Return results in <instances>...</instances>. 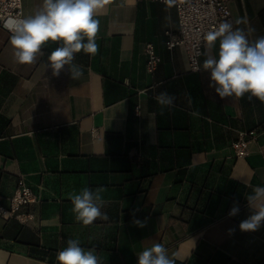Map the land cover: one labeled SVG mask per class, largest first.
I'll use <instances>...</instances> for the list:
<instances>
[{"label":"crops","instance_id":"obj_1","mask_svg":"<svg viewBox=\"0 0 264 264\" xmlns=\"http://www.w3.org/2000/svg\"><path fill=\"white\" fill-rule=\"evenodd\" d=\"M42 4L22 0L23 17ZM229 7L233 28H254L250 41L264 36V0ZM95 18L99 51L74 54L83 68L77 80L67 66L59 76L45 68L58 43L45 45L34 64H19L12 33L0 26V202L20 177L37 196L24 209L31 220L0 218V264H58L69 239L95 248L102 264H138L153 243L175 264H264V223L256 232L239 229L251 214L246 196L264 187V102L250 94L222 99L209 88L203 61L206 51L217 56L219 41L211 50L203 44L198 72L182 46L166 48V32H178L174 5L107 0ZM147 43L161 59L153 74ZM165 91L175 101L161 114L155 97ZM246 130L256 137L248 155L236 157L232 142ZM84 187L105 189L108 220L76 219L69 194ZM234 203L239 213L230 217ZM137 209L144 228L132 223Z\"/></svg>","mask_w":264,"mask_h":264},{"label":"clouds","instance_id":"obj_2","mask_svg":"<svg viewBox=\"0 0 264 264\" xmlns=\"http://www.w3.org/2000/svg\"><path fill=\"white\" fill-rule=\"evenodd\" d=\"M107 0H43L41 8L28 17L9 16L4 27L12 33L10 45L14 49V58L19 64H34L38 56L43 55V47L49 42L58 43L55 50L48 55L45 68L52 70L53 76H59L67 66L73 80L83 76V68L73 63L74 54L96 55L99 45L96 42L100 30V21L96 19L98 9ZM169 7L176 0H164ZM235 23L247 24L244 18H237ZM255 31L249 26L233 28L232 23L222 22L218 27L204 35L207 50H211L219 41L217 56L205 53L203 69L209 72V88L220 98H257L264 102V36L249 40ZM163 108L172 107L175 97L161 92L155 97ZM189 103L191 101L189 100ZM190 115L198 117L199 112ZM104 188H82L79 193H70L76 219L84 225H91L97 219L108 220L107 213L102 212ZM251 214L239 224L241 232H256L264 223V187L256 186L246 196ZM133 211L132 223L144 228L147 218L136 219ZM239 213L238 203L229 212V216ZM234 229H229L232 233ZM138 264H175L167 248L161 243H153L137 254ZM58 264H102L95 248H84L78 239H69L67 246L56 256Z\"/></svg>","mask_w":264,"mask_h":264},{"label":"built area","instance_id":"obj_3","mask_svg":"<svg viewBox=\"0 0 264 264\" xmlns=\"http://www.w3.org/2000/svg\"><path fill=\"white\" fill-rule=\"evenodd\" d=\"M229 2L230 0H176L174 6L178 16V32L174 35L166 32L165 46L167 49L182 46L186 53L190 71L198 72L201 69L200 57L205 43L204 35L218 27L222 22H230L234 27ZM9 16L23 17L22 0H0L1 27L5 28L4 22ZM5 29L9 31L7 28ZM143 51L146 56V71L153 74L161 59L151 43L145 44ZM135 113L139 114L138 107H136ZM96 132V129H93L94 136ZM255 137L256 132L254 130L240 132L232 142L234 155L236 157L248 155V145ZM36 201L35 192L20 177L7 204L0 202V218H16L25 223L31 220L33 216L31 213L25 212L24 209Z\"/></svg>","mask_w":264,"mask_h":264}]
</instances>
